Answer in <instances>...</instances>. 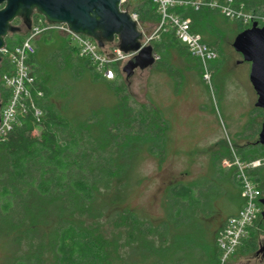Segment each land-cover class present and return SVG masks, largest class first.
<instances>
[{"label": "trees", "instance_id": "1", "mask_svg": "<svg viewBox=\"0 0 264 264\" xmlns=\"http://www.w3.org/2000/svg\"><path fill=\"white\" fill-rule=\"evenodd\" d=\"M178 1L204 5L197 10L177 6L174 13L187 19L191 33L217 53L218 60L212 63L217 69L222 67L221 33L229 24L238 27L234 36L244 30L241 19L225 17L219 7L251 14L254 20L264 18V0ZM152 3L138 0L132 4L131 11L141 25L159 22ZM23 37L9 34L4 49L12 53ZM39 37L27 61L31 79L26 85L28 97L20 100L14 124L0 138V264H219L216 240L223 225L216 229L209 226L218 202L227 211L226 219L245 203L235 159L242 164L258 162L247 175L260 189L264 185V146L254 139L264 111L252 112L253 120L259 118L260 122L253 128L250 121L251 133L242 136L246 140L240 138L242 145L235 144L232 150L220 145L205 176L167 186L163 217L158 222L129 209L109 212L117 205L107 199L109 194L115 189L121 192L126 179L120 156L127 140H147L149 152L156 156L152 142L164 145L166 123L157 111L132 101L121 71L117 70L113 81L104 80L78 55L67 36L47 31ZM39 47L49 52L39 56ZM153 51L158 60L151 70L164 73L176 88L184 84L176 59L186 62L187 69L201 80V64L188 54L172 29L160 34ZM12 71L10 60L2 57L1 106L10 98L3 77H10ZM82 73L111 93V105L101 104L85 112L66 105L75 100L61 89L86 78ZM60 92L65 105L57 107ZM224 161L228 167L222 165ZM247 235L240 248L243 256L257 248L255 224Z\"/></svg>", "mask_w": 264, "mask_h": 264}, {"label": "rangeland", "instance_id": "2", "mask_svg": "<svg viewBox=\"0 0 264 264\" xmlns=\"http://www.w3.org/2000/svg\"><path fill=\"white\" fill-rule=\"evenodd\" d=\"M146 23L142 25V31L150 33L156 25ZM253 23L262 27L264 18H253L243 25L244 30ZM228 27L221 33L219 60L222 67L217 69L216 64H212L208 80H204L201 75V80L198 81L194 71L187 69L186 62L176 59L174 63L184 78V84L177 88L164 73L155 72L152 68L144 72L136 71L132 78L124 82L132 101L148 106L160 114L166 123V137L164 145L159 141L152 142L153 150L156 148L158 153L156 156L149 152L147 140H127L120 156L123 162L121 172L126 179L123 180L121 192L115 189L109 194L107 199L117 204L109 212L129 209L150 221L158 222L163 217L162 201L167 186L180 181H195L205 176L212 154L220 145L231 150L235 144L242 145L243 140H246L242 136H249V132L251 133L250 121L253 128L260 122L259 118L253 120L252 117V112L257 109L254 106L257 96L248 80L250 64L243 62L240 54L231 47L238 27L235 24H229ZM56 34L64 35L61 32ZM39 36L35 40H39ZM38 51L39 56H45L49 49L39 47ZM82 77L86 78L74 80L69 89L62 87L64 89L61 90L75 100L74 103L66 104L67 106L85 112L98 108L101 104L109 106L113 103L111 93L102 84L91 83L83 73ZM63 92L55 100L57 107L65 105ZM241 137L243 140H240ZM254 139L257 140V137ZM161 147L164 148L163 152ZM226 163L224 161L222 165L228 167ZM261 191L263 199V186ZM219 204L218 202L216 214L209 225L213 229L220 228L227 220V211L222 208L223 203ZM261 212L255 222L258 245L264 242V218L261 217ZM240 248L238 247L228 264H258V261L246 262ZM1 256L0 253V258Z\"/></svg>", "mask_w": 264, "mask_h": 264}, {"label": "built area", "instance_id": "3", "mask_svg": "<svg viewBox=\"0 0 264 264\" xmlns=\"http://www.w3.org/2000/svg\"><path fill=\"white\" fill-rule=\"evenodd\" d=\"M137 1L120 0L119 6L121 11H125L130 15L131 20L136 23L139 31L144 33L137 15L129 9V6ZM151 2H153L159 22L153 31L143 35L141 47L148 45L153 47L155 43L159 42L161 33L168 28L172 29L176 39L186 48L188 54L199 61L202 66L201 70H203L202 77L204 80H208L211 73L210 65L217 60V53L203 43L199 35L191 33L187 19H183L174 13V9L177 6L189 5L197 10L204 5L199 1L151 0ZM208 6L214 8L216 4H209ZM219 9L222 15L229 19H241L243 25H246L249 21L251 22L254 18L251 14L235 13L225 6H220ZM47 31L61 32L67 36L78 55L89 62L93 72L107 81H113L117 70L120 71L124 63L132 57L131 54L118 52L116 46H114L115 44L100 49L99 46L94 45L90 38L70 33L65 25L49 24L42 16L37 14L32 20L28 34L23 35L20 45L12 53L7 52L4 48L0 51V57H7L13 69L10 77H3V85L10 90V98L0 110V138H3L14 124L20 100L23 97H28L26 85L31 82V79L28 74L27 61L35 52L33 44L35 38ZM157 57L154 52V61L158 60ZM35 115L39 116L40 113L35 111ZM257 164L258 162L242 164L236 159L234 161L241 184V195L245 203L236 215L224 221L225 224L218 234L216 243L219 250V264H227L238 247L242 246L243 241L248 237V229L254 226L261 212L262 205L260 200L262 199V191L247 175V171L257 166Z\"/></svg>", "mask_w": 264, "mask_h": 264}, {"label": "water", "instance_id": "4", "mask_svg": "<svg viewBox=\"0 0 264 264\" xmlns=\"http://www.w3.org/2000/svg\"><path fill=\"white\" fill-rule=\"evenodd\" d=\"M119 3L120 0H0V51L9 34H28L30 16L36 11L49 24L65 25L70 33L90 38L100 49L115 44L118 52L131 54L132 57L120 68L125 82L133 77L134 72L150 69L155 61L153 47H141L146 33L139 31L127 12L120 10ZM17 16L24 18L12 27L11 21ZM231 47L240 54L243 62L250 64L248 80L257 96L254 106L264 111V26L253 23L235 36ZM256 137V143L264 146V121ZM260 203L263 207L261 217L264 218V198Z\"/></svg>", "mask_w": 264, "mask_h": 264}, {"label": "flooded vegetation", "instance_id": "5", "mask_svg": "<svg viewBox=\"0 0 264 264\" xmlns=\"http://www.w3.org/2000/svg\"><path fill=\"white\" fill-rule=\"evenodd\" d=\"M37 16V13H36V11H33V13L31 14V16H30V18H31V23H32V20H33V18L34 17H36ZM24 18V17H23ZM23 18H21L20 16L18 17H16L15 18V20H12L11 21V26L12 27H16V26H14L15 24H17L16 23V21H18V20H23ZM1 107L2 106H0V110H1ZM261 245V246H260ZM260 245H258L257 244V248H256V250L253 252V253H251V254H249V255H246V256H244L245 257V259H246V262H251V261H258V264H262L263 262L262 261H264V246H263V241H262V243L260 244ZM260 250H261V252H260ZM228 264V263H227Z\"/></svg>", "mask_w": 264, "mask_h": 264}, {"label": "crops", "instance_id": "6", "mask_svg": "<svg viewBox=\"0 0 264 264\" xmlns=\"http://www.w3.org/2000/svg\"><path fill=\"white\" fill-rule=\"evenodd\" d=\"M144 33H146V34H147L148 32H144ZM111 45H112V44H108V46H109V47H110ZM106 46H107V45H106ZM224 224H225V223H223V226H224Z\"/></svg>", "mask_w": 264, "mask_h": 264}]
</instances>
